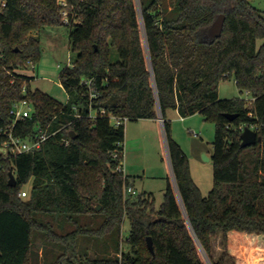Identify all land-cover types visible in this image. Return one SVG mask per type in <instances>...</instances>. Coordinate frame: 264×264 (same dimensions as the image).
<instances>
[{"label": "trees", "instance_id": "16d2710c", "mask_svg": "<svg viewBox=\"0 0 264 264\" xmlns=\"http://www.w3.org/2000/svg\"><path fill=\"white\" fill-rule=\"evenodd\" d=\"M0 1V126L12 102L25 98L33 112L15 134L55 132L35 152L0 161V264H227L234 260L230 235H264V13L251 0H65L75 54L59 72L66 103L32 91L33 75L26 73L40 56L32 32L63 24L58 0ZM219 14L222 30L212 39L208 28ZM228 78L253 99L250 105L219 98L218 84ZM89 107L118 119L163 118L175 184L167 177L158 208L150 193L126 194L128 178L116 170L124 123L91 118ZM168 109L215 123L206 196L170 137ZM243 124H256L261 140L241 147ZM10 170L15 186L8 184ZM30 179L23 200L17 194ZM125 218L128 249L122 250Z\"/></svg>", "mask_w": 264, "mask_h": 264}, {"label": "rangeland", "instance_id": "374dc122", "mask_svg": "<svg viewBox=\"0 0 264 264\" xmlns=\"http://www.w3.org/2000/svg\"><path fill=\"white\" fill-rule=\"evenodd\" d=\"M251 3L264 13V0H251ZM67 30V26L61 24L32 32L38 37L40 56L33 69V78L29 80V87L32 91L39 90L51 95L62 103L67 102V94L59 84V72L75 57L69 48ZM239 90L233 78L221 80L218 84L219 98L239 97L247 105L250 96ZM165 114L170 122V137L185 154L190 175L200 194L206 196L213 185L211 155L215 123L204 119L199 113L181 118L175 109H168ZM152 122L145 118L124 121L125 137L121 163L129 185L136 190L134 196L143 192L150 193L154 208H158L163 199L167 177L173 185L175 181L170 171L165 135ZM30 187L31 179L20 187L19 191L26 192V196L21 199L29 197ZM129 227V221L125 218L121 228L122 250L128 249L125 238ZM213 243L214 257L217 258L222 251L220 239L216 238ZM227 248L234 258L233 261H227V264H264V235H230Z\"/></svg>", "mask_w": 264, "mask_h": 264}, {"label": "built area", "instance_id": "2783aa9c", "mask_svg": "<svg viewBox=\"0 0 264 264\" xmlns=\"http://www.w3.org/2000/svg\"><path fill=\"white\" fill-rule=\"evenodd\" d=\"M58 4L61 6L60 9V13L62 15V22L63 24L67 25L70 23L68 16L70 15L66 6L67 3L65 0H58ZM5 6V2L4 1H0V11L2 10V8ZM28 68L27 70H31L33 71V66L31 63H28ZM69 65H71V62L69 60ZM13 78H14V74L10 71H7ZM13 82V79L10 81ZM83 83L88 84V86L91 85L92 79H83L82 80ZM22 92L25 93L26 91V86L25 83H23L22 85ZM92 96V94H91ZM68 99V98H67ZM252 98H250V101L248 102V105L251 104L252 102ZM67 101V100H66ZM68 102V101H67ZM66 103V102H65ZM73 114L76 117H80L81 114L77 113V109L76 106H73ZM33 112V104L31 103L30 100L28 99H20L18 101L12 102V104L10 105L9 109H8V122L2 126H0V161L2 159H7L10 158L12 156H16L19 154H23V153H30V152H35V150L39 149L40 146L42 145V143L49 137L51 136V134H54L55 132L52 133H48L46 130L43 129H37V131L31 135L30 137H23L21 135H17L15 134L16 132V128H17V123H19L20 121H23L27 118H31V114ZM97 115H106L109 117V120L111 121L112 124H114L115 126L124 123V121H126V118H122V119H118L116 118L114 115H112L111 113H106L105 110L103 108H101L99 111H94L91 110V107H89V112H88V116L91 118L96 117ZM157 121L159 122V127L161 128L162 132H163V118L158 115L157 117ZM243 127H249L253 130H255L256 124H243L240 129L241 131L243 130ZM164 133V132H163ZM65 143H67V140L65 141ZM117 151H115L113 153V156L116 157L117 156ZM1 166V165H0ZM117 171L123 172V168H122V164H119L116 168ZM136 190H134L131 187H128L126 189V193H129L131 195H135ZM18 195L20 198L26 196V192L25 191H19Z\"/></svg>", "mask_w": 264, "mask_h": 264}, {"label": "water", "instance_id": "95a60500", "mask_svg": "<svg viewBox=\"0 0 264 264\" xmlns=\"http://www.w3.org/2000/svg\"><path fill=\"white\" fill-rule=\"evenodd\" d=\"M224 14H219L215 20L213 21V23L211 24V26L208 28V35L210 38L214 39L216 37H219L221 30H222V26H223V22H224ZM225 116L229 119V120H233L236 117V114L233 113H226ZM69 136L71 138L75 137V134L73 131H70ZM240 139H241V147H247L250 145L255 144L257 141L261 140V137L259 135H257V132L249 127H243V130L240 133ZM8 184L10 186H15V177L13 172L10 170L8 172ZM100 206H98L99 208ZM146 244L148 249L150 250L151 253H153V245H152V241L150 236L146 237Z\"/></svg>", "mask_w": 264, "mask_h": 264}, {"label": "crops", "instance_id": "0c3cea01", "mask_svg": "<svg viewBox=\"0 0 264 264\" xmlns=\"http://www.w3.org/2000/svg\"><path fill=\"white\" fill-rule=\"evenodd\" d=\"M27 70V69H26ZM28 75H33V71H29V70H27V72H26ZM174 110V109H173ZM176 111V110H175ZM176 113L178 114V112L176 111ZM179 115V114H178ZM165 116H166V114H165ZM179 117H181L180 115H179ZM181 118H183V117H181ZM166 119H167V117H166ZM151 121H153L152 123H154V124H156L157 126H158V128H159V122L157 121V119L156 120H154V119H150ZM128 131V130H127ZM127 136H128V132H127ZM124 137H125V133H124ZM123 146H124V144H123ZM123 168V167H122ZM132 188V187H131Z\"/></svg>", "mask_w": 264, "mask_h": 264}]
</instances>
